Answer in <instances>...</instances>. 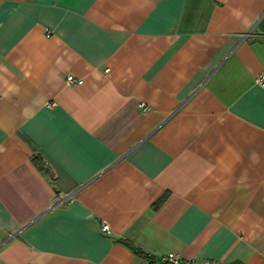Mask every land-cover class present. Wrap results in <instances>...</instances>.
Masks as SVG:
<instances>
[{
  "label": "crops",
  "instance_id": "crops-1",
  "mask_svg": "<svg viewBox=\"0 0 264 264\" xmlns=\"http://www.w3.org/2000/svg\"><path fill=\"white\" fill-rule=\"evenodd\" d=\"M263 69L264 0H0V264H264Z\"/></svg>",
  "mask_w": 264,
  "mask_h": 264
},
{
  "label": "trees",
  "instance_id": "trees-1",
  "mask_svg": "<svg viewBox=\"0 0 264 264\" xmlns=\"http://www.w3.org/2000/svg\"><path fill=\"white\" fill-rule=\"evenodd\" d=\"M33 162L36 164V166L41 170V171H46L48 170L46 167L48 165V161L46 159V157L43 155L42 151L40 150H35L33 156H32ZM166 195L162 196L161 198H159L155 203H154V207L158 208L163 201L165 200ZM127 245H129L136 253L152 258V256L147 253L146 251H144L142 248L134 245L131 241L129 240H123ZM162 261V259H161ZM162 264H172V263H168V262H164L162 261ZM179 264H205V263H198V262H193V261H189V262H184V263H179ZM234 264H244L240 261H236Z\"/></svg>",
  "mask_w": 264,
  "mask_h": 264
},
{
  "label": "built area",
  "instance_id": "built-area-1",
  "mask_svg": "<svg viewBox=\"0 0 264 264\" xmlns=\"http://www.w3.org/2000/svg\"><path fill=\"white\" fill-rule=\"evenodd\" d=\"M68 82L69 83H76V82H82V79H77L76 77H74V75H69L68 76ZM257 81L264 85V69L261 71V73L258 75L257 77ZM143 106L146 107V104L145 103H142ZM102 229L104 231H109L110 230V227H109V224L106 222V221H103L102 223ZM162 261L164 262H168V263H172V264H179L180 263V260L178 259V257L175 255V253H169L165 256L162 257Z\"/></svg>",
  "mask_w": 264,
  "mask_h": 264
}]
</instances>
